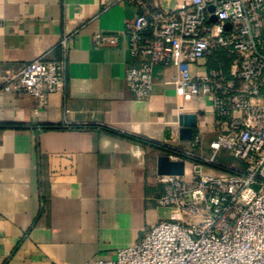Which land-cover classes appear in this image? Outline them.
Masks as SVG:
<instances>
[{
  "label": "crops",
  "instance_id": "0c3cea01",
  "mask_svg": "<svg viewBox=\"0 0 264 264\" xmlns=\"http://www.w3.org/2000/svg\"><path fill=\"white\" fill-rule=\"evenodd\" d=\"M140 13L132 0H0V64L64 60L66 77L44 106L0 95V264L113 260L164 216L157 157L210 155L218 119L208 101L181 98L173 66L154 70L148 101L125 86V25ZM99 34L110 40L96 44ZM212 65L184 64L183 76ZM184 114L197 116L190 141Z\"/></svg>",
  "mask_w": 264,
  "mask_h": 264
},
{
  "label": "built area",
  "instance_id": "2783aa9c",
  "mask_svg": "<svg viewBox=\"0 0 264 264\" xmlns=\"http://www.w3.org/2000/svg\"><path fill=\"white\" fill-rule=\"evenodd\" d=\"M132 1L141 13L125 25L133 60L126 88L148 101L154 70L173 66L170 83L184 101H208L217 135L207 157L171 148L184 174L157 176L164 216L141 240L113 260L83 264H264V0ZM208 61L204 73L183 76L184 64ZM65 86L64 60L0 64V95L26 93L44 106ZM221 151L238 165L218 162Z\"/></svg>",
  "mask_w": 264,
  "mask_h": 264
},
{
  "label": "water",
  "instance_id": "95a60500",
  "mask_svg": "<svg viewBox=\"0 0 264 264\" xmlns=\"http://www.w3.org/2000/svg\"><path fill=\"white\" fill-rule=\"evenodd\" d=\"M210 11L213 9L210 8ZM215 18H211L214 21ZM197 125L196 114H184L180 117L179 138L182 141H190L193 135V128ZM184 162L173 161L166 155H161L156 159V172L159 176H182L184 174Z\"/></svg>",
  "mask_w": 264,
  "mask_h": 264
},
{
  "label": "rangeland",
  "instance_id": "374dc122",
  "mask_svg": "<svg viewBox=\"0 0 264 264\" xmlns=\"http://www.w3.org/2000/svg\"><path fill=\"white\" fill-rule=\"evenodd\" d=\"M220 162L230 165V166H237L238 162L234 160L227 151L220 152V158L218 159Z\"/></svg>",
  "mask_w": 264,
  "mask_h": 264
},
{
  "label": "trees",
  "instance_id": "16d2710c",
  "mask_svg": "<svg viewBox=\"0 0 264 264\" xmlns=\"http://www.w3.org/2000/svg\"><path fill=\"white\" fill-rule=\"evenodd\" d=\"M110 133V132H109ZM130 141H132V142H135V143H138V144H140V145H142V146H146L147 145V143L146 142H144V141H141V140H137V139H134V138H128Z\"/></svg>",
  "mask_w": 264,
  "mask_h": 264
}]
</instances>
